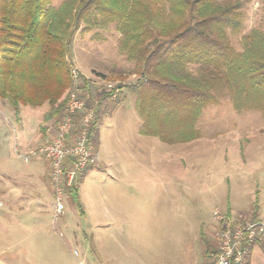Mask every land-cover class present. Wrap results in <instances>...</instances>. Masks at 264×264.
<instances>
[{"label":"rangeland","instance_id":"rangeland-1","mask_svg":"<svg viewBox=\"0 0 264 264\" xmlns=\"http://www.w3.org/2000/svg\"><path fill=\"white\" fill-rule=\"evenodd\" d=\"M62 1L53 0L52 5ZM237 1L242 29L227 34L234 49L241 51L242 35L252 28L264 31V0ZM84 26L73 35L69 58L73 68L89 78L91 94L100 104L96 162L77 195L65 199L64 215L54 220L48 163L18 158L6 113L0 112V261L151 264L160 249L178 242L201 250V224L216 244L214 210L224 211L229 203L237 211H249L257 190L264 201V107L236 111L223 95L203 110L196 140L166 144L143 137L129 88L138 76L121 51L122 35L114 24L82 32ZM107 82L119 89L114 101L123 98V107L115 111L103 96L109 94L103 88ZM47 109V104L19 105L24 115L39 110V119ZM4 132L6 140L1 138Z\"/></svg>","mask_w":264,"mask_h":264},{"label":"trees","instance_id":"trees-1","mask_svg":"<svg viewBox=\"0 0 264 264\" xmlns=\"http://www.w3.org/2000/svg\"><path fill=\"white\" fill-rule=\"evenodd\" d=\"M52 3L0 0V100L8 101L15 112L19 105L47 104L44 122L55 125L60 119L65 91L73 84L70 43L82 23V32L114 24L122 35L121 51L138 76L129 88L135 94L142 135L167 144L196 140L203 110L223 95L236 111L264 107V31L250 29L240 37L242 50L234 49L227 31L238 34L242 29L237 0H162L159 5L151 0H64L56 7ZM80 77L82 88L91 90L89 78ZM90 105L96 113L89 134L96 153L100 104L93 94ZM257 208L255 199L250 214L241 216L255 220ZM201 238L209 260L217 243L204 233Z\"/></svg>","mask_w":264,"mask_h":264},{"label":"built area","instance_id":"built-area-1","mask_svg":"<svg viewBox=\"0 0 264 264\" xmlns=\"http://www.w3.org/2000/svg\"><path fill=\"white\" fill-rule=\"evenodd\" d=\"M77 68L71 70L72 86L67 90L60 119L53 125V135L28 151L15 149L23 161L42 158L48 163V181L53 197V219L65 213V199L79 187L86 169L94 165L96 155L89 134L96 120L90 90L82 88ZM108 98L115 99L119 89L104 83ZM217 250L209 255L210 264H248L250 245L264 237V223L221 210L213 211Z\"/></svg>","mask_w":264,"mask_h":264},{"label":"crops","instance_id":"crops-1","mask_svg":"<svg viewBox=\"0 0 264 264\" xmlns=\"http://www.w3.org/2000/svg\"><path fill=\"white\" fill-rule=\"evenodd\" d=\"M121 98L118 102H115L114 99L106 98L107 102L113 103V111L117 110L122 106ZM106 103V102H105ZM31 107V106H30ZM41 107V106H40ZM43 107V106H42ZM38 108V107H33ZM135 108V105H134ZM3 111L6 113L5 122L8 125V131L11 130L13 133V150L28 151L31 148L37 147L38 145L44 143L49 139L50 136L53 135L54 129L53 125L50 124V121L44 122L43 113L38 117L39 110H27V113L21 114L18 108V112H15L12 106L9 103L0 102V112ZM136 111V110H135ZM137 113V112H136ZM138 115V114H137ZM37 117V120H36ZM99 118V115H98ZM140 119V118H139ZM98 122V119H97ZM142 121L140 120V124L138 127V132L140 133V126ZM52 125V126H51ZM97 125V123H96ZM8 131H6L8 133ZM4 132V133H6ZM2 133L1 138L7 139V133ZM141 134V133H140ZM142 135V134H141ZM143 137H155V136H145ZM159 139L158 137H155ZM160 140V139H159ZM161 141V140H160ZM4 143L5 141L2 140ZM163 142V141H162ZM165 143V142H163ZM167 144V143H166ZM178 144V143H177ZM19 158V157H18ZM28 162V161H25ZM49 184V181L47 179ZM259 191H256L255 199L257 200L258 208L256 219L262 221L264 223V201L258 199ZM253 206V203H252ZM67 208V205H66ZM252 210V207L249 211H237L232 206L227 203L226 209L223 212L229 211L232 215H249ZM222 211V210H221ZM201 226H199V231L197 234V238L201 241L202 249L200 250L198 247H185L180 246V242L174 244V246L160 249L157 254V262L151 264H207L209 260L205 257V249L204 244L202 242L201 234L203 233ZM214 239V238H212ZM0 264H6L4 261H0ZM248 264H264V237L263 239L255 243L252 247H250L249 256H248Z\"/></svg>","mask_w":264,"mask_h":264}]
</instances>
